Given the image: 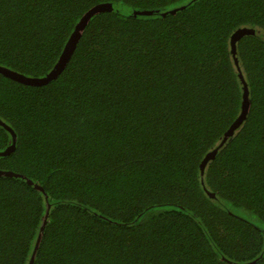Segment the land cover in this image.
Wrapping results in <instances>:
<instances>
[{"label": "trees", "instance_id": "obj_1", "mask_svg": "<svg viewBox=\"0 0 264 264\" xmlns=\"http://www.w3.org/2000/svg\"><path fill=\"white\" fill-rule=\"evenodd\" d=\"M102 3L57 78L0 73V169L26 176H0V264H29L47 201L34 264H264V0H0V65L46 75ZM242 27L250 111L202 176L241 112Z\"/></svg>", "mask_w": 264, "mask_h": 264}, {"label": "water", "instance_id": "obj_2", "mask_svg": "<svg viewBox=\"0 0 264 264\" xmlns=\"http://www.w3.org/2000/svg\"><path fill=\"white\" fill-rule=\"evenodd\" d=\"M184 7L185 6H180L178 8H174L172 10L166 11L163 13V15H166L168 13H175L179 9H182ZM110 8H111V4H109V3L98 4V5L91 7L89 10H87L83 14V16H81L80 20L77 22L74 30L72 31L69 39L67 40L65 47L63 49V52L61 53L58 61L56 62L54 67L46 75H44V76H27L21 72H18L16 70H13V69L6 67V66H3V65H0V73L5 75V76H8L9 78H12L13 80H16V81H19V82H22V83L28 84V85H44V84H47L51 80L57 78L59 76V74L68 65L76 47H77V44L80 41V39L83 35V32L85 31V28L88 25V23L90 22L91 18L94 15H96L102 11L109 10ZM253 33H255V30L253 28L242 27V28H239L238 30H236L231 35V51H232L233 57L235 59V63L237 65V67L239 68V70H240V67H239L237 57H236V51H237L236 42L240 38H242L243 36H245L247 34H253ZM239 75H240V78L244 84L241 112L239 113L238 117L233 121V123L231 124L229 129L224 133V136H223L222 140L220 141L219 145H217V147H215L212 151L207 153L206 156L204 157V159L202 160V162L200 164L202 176H204L205 167L207 166V164L211 160L215 159L219 150L227 143V141H229L231 139V137L234 135L235 131L241 126V124L247 118V115L250 111L251 101H250V96H249V88H248L247 82L245 81V78H244L241 70H240ZM0 124L2 126H4L11 133L12 139H13L12 144L10 146H8L5 150L0 152V155H7L15 149V144L17 142L18 137H17V133L15 132L13 127L8 125L1 118H0ZM0 176H14V177L26 178V176L23 174H19L17 172L11 171V170H1V169H0ZM27 181L32 183L35 187H40V186H38V184H34V182L30 179H27ZM205 189H206V187H205ZM207 191H209V190H207ZM208 193L211 196H214L213 192H208ZM46 197L48 200V196H46ZM50 208H51V205L49 204V201H47L46 213L43 217V222L41 225L39 236H38L37 241L35 243V248L33 249L29 264H34L35 257H36L37 251L39 249V245H40L41 238L43 235V231H44L45 226L47 224V219L49 216Z\"/></svg>", "mask_w": 264, "mask_h": 264}]
</instances>
